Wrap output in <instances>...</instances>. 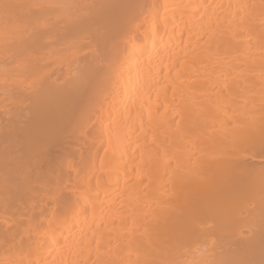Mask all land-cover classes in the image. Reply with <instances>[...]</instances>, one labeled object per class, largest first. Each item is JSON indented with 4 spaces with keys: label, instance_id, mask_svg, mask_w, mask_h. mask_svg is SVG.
I'll use <instances>...</instances> for the list:
<instances>
[{
    "label": "bare ground",
    "instance_id": "obj_1",
    "mask_svg": "<svg viewBox=\"0 0 264 264\" xmlns=\"http://www.w3.org/2000/svg\"><path fill=\"white\" fill-rule=\"evenodd\" d=\"M0 264H264V0H0Z\"/></svg>",
    "mask_w": 264,
    "mask_h": 264
}]
</instances>
